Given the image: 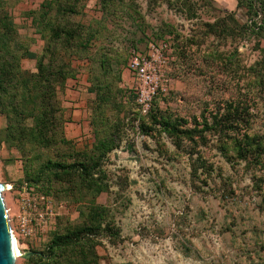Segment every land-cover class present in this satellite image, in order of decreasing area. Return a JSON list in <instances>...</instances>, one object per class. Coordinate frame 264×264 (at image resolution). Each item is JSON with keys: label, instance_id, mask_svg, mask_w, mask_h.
I'll use <instances>...</instances> for the list:
<instances>
[{"label": "rangeland", "instance_id": "obj_1", "mask_svg": "<svg viewBox=\"0 0 264 264\" xmlns=\"http://www.w3.org/2000/svg\"><path fill=\"white\" fill-rule=\"evenodd\" d=\"M238 4L0 0V183L15 264L79 260L50 244L100 206L89 239L99 264H264V29H253L264 10ZM150 43L165 60L164 89L145 115L129 64ZM40 60L57 71L49 84ZM162 118L180 132L196 127L195 140ZM205 119L236 126L253 151L222 145ZM90 160L99 187L80 177ZM49 162L70 173L58 179Z\"/></svg>", "mask_w": 264, "mask_h": 264}, {"label": "trees", "instance_id": "obj_2", "mask_svg": "<svg viewBox=\"0 0 264 264\" xmlns=\"http://www.w3.org/2000/svg\"><path fill=\"white\" fill-rule=\"evenodd\" d=\"M247 6V12L253 13L256 16L260 14V11L264 10V1H255V0H239L238 6ZM261 30L264 29V22L262 25H259L258 22H253V29ZM58 34V33H56ZM70 37H72V34L67 32ZM38 79L43 81L46 84H49L51 82V77L57 76V71L52 70V61L48 64L44 63L42 60L39 61L38 64ZM2 71L0 72V85L2 87H5V83L7 82V76L4 74L3 68H1ZM165 128H168L171 130H174V133H178V135L182 134L186 138L191 139L192 141L195 140V133L198 131L197 128L185 130V131H179V128L177 126H173L172 122L169 120H166V118H162ZM205 122V127L208 130H215L219 129V137L223 140V144L225 145L227 143V140L234 139V142L236 143V148L239 155H245L247 156L249 153L253 151V145L256 144V142L253 141V138H251L248 134H244V139L238 140L236 137H234L235 127L233 125H223L225 122L220 121L219 123H213L209 124L207 119L203 120ZM45 118H42V121L40 124H38V135L37 138L42 139L43 143H46L44 141L45 139ZM224 126V127H222ZM234 137V138H233ZM50 166L48 167H54V175L58 179H62L64 175L69 174L70 172V166L56 162L52 163L49 162ZM82 168L81 170H78L80 173V177L83 178L86 182H92L94 186H98L96 180H94L95 175V169L98 167V161H89V162H83L81 164ZM100 190L102 191V186H100ZM106 210L104 207H95L92 210V215L89 218L88 222H84L81 226L75 227L74 229L68 231L64 235H57L53 238L50 249L51 252H59V256L65 253V251H73L77 250V252L80 254L79 260L69 261L68 264H99L96 257H93L90 255L91 251V244L89 242L90 236L94 235L93 231L97 228H100L103 223V217L105 216ZM52 257L49 254H44L41 256V259L45 261V259ZM46 264H54V263H46Z\"/></svg>", "mask_w": 264, "mask_h": 264}, {"label": "built area", "instance_id": "obj_3", "mask_svg": "<svg viewBox=\"0 0 264 264\" xmlns=\"http://www.w3.org/2000/svg\"><path fill=\"white\" fill-rule=\"evenodd\" d=\"M161 48L155 43H150L149 54L136 53L130 60V70L137 80V104L143 114L151 111L155 96L164 88L160 78L161 64L165 61L160 52Z\"/></svg>", "mask_w": 264, "mask_h": 264}, {"label": "water", "instance_id": "obj_4", "mask_svg": "<svg viewBox=\"0 0 264 264\" xmlns=\"http://www.w3.org/2000/svg\"><path fill=\"white\" fill-rule=\"evenodd\" d=\"M5 189L6 186L0 183V264H15L17 254L14 245V233L2 194ZM30 254L27 252L23 256L29 258Z\"/></svg>", "mask_w": 264, "mask_h": 264}, {"label": "bare ground", "instance_id": "obj_5", "mask_svg": "<svg viewBox=\"0 0 264 264\" xmlns=\"http://www.w3.org/2000/svg\"><path fill=\"white\" fill-rule=\"evenodd\" d=\"M14 245H15L16 254H17V256H19V254H20V249H19V247H18V245H17V243H16V238H15V236H14Z\"/></svg>", "mask_w": 264, "mask_h": 264}]
</instances>
